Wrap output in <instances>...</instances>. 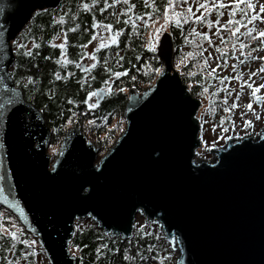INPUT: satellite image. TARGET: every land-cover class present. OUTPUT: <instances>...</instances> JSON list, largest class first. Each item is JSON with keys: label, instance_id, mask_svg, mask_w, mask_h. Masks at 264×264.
<instances>
[{"label": "water", "instance_id": "obj_1", "mask_svg": "<svg viewBox=\"0 0 264 264\" xmlns=\"http://www.w3.org/2000/svg\"><path fill=\"white\" fill-rule=\"evenodd\" d=\"M60 1L0 0V103L15 93L0 109V207L36 239L48 264H75L76 221L91 220L124 242L137 216L157 225L175 264H264V125L200 159V101L173 67L168 33L156 49L163 69L143 92L128 90L125 128L107 153L96 162L99 149L73 126L51 162L50 130L9 68L11 42L32 14ZM104 97L97 90L95 104Z\"/></svg>", "mask_w": 264, "mask_h": 264}, {"label": "trees", "instance_id": "obj_2", "mask_svg": "<svg viewBox=\"0 0 264 264\" xmlns=\"http://www.w3.org/2000/svg\"><path fill=\"white\" fill-rule=\"evenodd\" d=\"M77 1L61 0L56 10H44L33 15L30 24L22 29L15 41L24 46H31L32 43L39 46L32 49L31 57H24L23 49L18 53L14 47V61L9 73L14 86L20 89L23 99L42 113L44 123L51 133L49 145L60 144L68 129L67 124L80 129L81 124L87 122L89 132L98 139L92 144L100 147L103 152L109 150L117 138L111 128L110 114L115 110L119 113L124 111L128 90L135 89L141 93L151 87L162 66L155 54L148 52L146 48V25L132 28L127 24L125 21L130 13L126 12L121 2L108 7V11L100 13L99 9L103 7L100 5L89 12L80 11L76 17L74 12L77 9ZM83 1L90 3V0ZM134 3L136 15L140 18L146 15L150 20L160 17L165 5L169 4L162 2L158 6V11L147 14L146 11L139 12L141 7L139 0H134ZM118 5L122 6V10H117ZM94 20L97 25L107 22L115 24V27L122 31L115 52L109 55L107 60L98 59L96 64L83 73L85 68L80 70L78 62L83 56L82 47L91 39ZM188 25V23L169 25L175 51L173 63L183 62L186 57L183 51L188 47L189 37L186 36ZM60 33L64 35V45L61 49L51 45L52 40ZM113 54H116L118 59H113ZM45 56L49 59L45 60ZM65 60L69 62L65 63ZM198 64L199 62L188 59L178 72L182 83L189 87L194 98L200 95L196 87L201 88V85H205L202 72L191 74ZM200 66L203 67V64ZM202 71L204 72L203 68ZM53 72L61 75L63 79L55 80ZM65 73L68 75L65 76ZM113 73L120 75L116 76ZM28 76L33 77L32 83H26ZM105 81L108 82L109 89L107 96L105 95L93 109H87L83 102L88 98L87 93L105 90ZM69 99L73 101L72 104L68 103ZM112 100L119 104L118 109L112 108ZM7 217L11 218L18 231L15 240L0 231V264H34L35 253L43 255L36 239L24 231L9 211L0 207V224L5 226L8 223L5 220ZM136 227L131 238L121 242L118 238L111 239L105 236L91 220L76 221L75 233L69 247L74 251L75 264H175L172 260L173 251L155 228L144 224ZM28 241L32 242L31 245L27 243ZM23 253L26 255H22Z\"/></svg>", "mask_w": 264, "mask_h": 264}, {"label": "rangeland", "instance_id": "obj_3", "mask_svg": "<svg viewBox=\"0 0 264 264\" xmlns=\"http://www.w3.org/2000/svg\"><path fill=\"white\" fill-rule=\"evenodd\" d=\"M214 2L215 0H187L185 3V0H170L168 20L164 19V12L158 18L148 19L146 23L148 31L145 35L147 49L156 50L160 37L167 32L170 24H177V20H179L178 24H189V30L187 31L190 34V39L188 38L187 41L188 47L183 51V55L186 57L183 62L173 63V67L179 72L182 64L185 61L187 62L188 59L199 62L196 68L194 67L195 71L191 74L202 72L203 82H205V85H201V88L196 87L198 93L200 92L199 97L196 99L200 101L197 117L200 124L199 138L202 140L198 156L200 159L205 160H212V155L208 150L220 148L227 141L235 138L255 137L264 125V87H260L257 92L252 93V88L247 86V83H250L253 88L264 85V70H262L264 69V60L260 59L264 57V47L261 46L264 45V37L258 35L259 32L264 31V22L261 19L251 22L247 19L241 20L242 15L250 14L253 10L260 17H264V11H261L264 0H244L239 6L235 5V0H231V2L230 0H220L227 7L216 10L197 7V4L208 3L211 5ZM248 3L253 5V9L247 8ZM229 9L235 13L234 16L229 15ZM189 12L191 15H189ZM197 16H200L201 19L197 20ZM228 20L239 21L240 23L238 25H228L225 23ZM222 24L224 25L223 28L220 27ZM233 28L238 29L235 35L232 34ZM96 29L99 30L98 27ZM246 32H250V35H246ZM110 33L111 37L116 35ZM102 34V30L99 31V35L94 37L91 44L83 48L84 57L78 62L79 65L82 64L88 68L93 66L92 52L101 45H105L107 42L110 43L113 40V38L108 39L107 35ZM201 34H206L208 39H204ZM63 39L64 35L60 33L52 40L51 45L63 46ZM241 43L245 45L243 49L240 47ZM25 47L31 46L26 45ZM57 48L61 49V47ZM253 57H256V59H253ZM200 64H203V67ZM213 69H215L214 72ZM244 81L247 83H242ZM106 89L109 90L108 87L105 88V91ZM87 100L90 103L95 102L94 96L88 97ZM257 100H261L260 105L256 104ZM112 102V108L118 109L119 104L114 100ZM233 103L236 104V107H232ZM246 105H250V107H246ZM225 109H228V111H225ZM110 117L111 128L118 138L125 128L123 112L119 113L115 110L110 114ZM245 121H248V124H245ZM71 127L73 126L67 124L68 129ZM80 129L84 132L87 141L95 143V140H98L88 131L87 122L81 124ZM59 145H49L46 151L51 157V162L57 155ZM107 151L108 149L101 152V149H99L95 161L97 162ZM53 156L55 157L53 158ZM5 220L8 223L5 224L4 228L17 235V227L11 218L7 217ZM141 224L151 226L159 232L157 225L150 224L138 216L135 218L133 229ZM160 235L162 237L161 233ZM169 247L171 249L170 244ZM69 251L72 255L74 254L73 250L69 249ZM176 257L177 254L173 251L172 260L176 261ZM46 262L44 255L35 253L34 264H45Z\"/></svg>", "mask_w": 264, "mask_h": 264}, {"label": "snow or ice", "instance_id": "obj_4", "mask_svg": "<svg viewBox=\"0 0 264 264\" xmlns=\"http://www.w3.org/2000/svg\"><path fill=\"white\" fill-rule=\"evenodd\" d=\"M186 2H187V0H185V3H186ZM230 2H231V0H230ZM243 2H244V0H235V5H236V6H239V5H240L241 3H243ZM116 3H117V0H113V5H115ZM123 3H124V4H128V0H123ZM82 6H83L85 9L88 8V5H86V4H85V5H82ZM150 6H151V5H149V7H150ZM169 6H170V5H168V4L165 5V9H164V19H165V20H168V7H169ZM107 7H109V5H108V3H107V0H105L104 7L101 8L100 11L103 12L104 9L107 8ZM130 7H131V6H129V8H130ZM197 7L202 8V9H207V10H216V9H223V8H226L227 6H226L225 3L220 2V0H215V2L212 3L211 5H209L208 3H204V4H197ZM247 8L251 10V9H253V5H252L251 3H248V4H247ZM261 11H264V6H262ZM173 15H175V13H173ZM189 15H191L190 12H189ZM218 15H219V13H218ZM229 15H230V16H234L235 13L232 12L231 9H229ZM73 19H75V17H73ZM136 19L139 20L140 17L137 16ZM196 19L199 20V19H201V17H200V16H197ZM244 19H247L249 22H251V21H253V20H256V19H261L262 22H264V17H260V16H259L254 10H253L250 14L242 15V16H241V20H244ZM61 22H62V21H61ZM125 22H127V21H125ZM176 23L178 24V23H179V20H177ZM225 23L228 24V25H234V24L238 25L240 22H239V21L228 20V21H226ZM92 27H93V28H96V27H97V24H96L95 20H94L93 23H92ZM100 27H102V28H104V29H111L112 26H111L110 24H103V25H100ZM220 27L223 28L224 25L222 24V25H220ZM85 30L87 31V29H85ZM69 31H72V29H69ZM118 31H122V29H119ZM157 31H159V29H157ZM237 31H238L237 28H233V30H232V34L235 35ZM193 34L195 35V33H193ZM245 34H246V35H250V32H246ZM2 35H3V33L0 32V36H2ZM201 35L203 36L204 39H206V40L208 39V37H207L206 34H201ZM258 35L264 37V31L259 32ZM108 39H112V37H111V33H109ZM185 39H187V37H185ZM209 43H211V42L209 41ZM12 46L15 47V48L17 49V52H18V53H20V50L23 49V51H22V55H23L24 57H31V56L33 55L32 49L37 48L39 45H37L36 43H32V44H31V47H25L23 44H19V43H17V41L13 40V41H12ZM261 46L264 47V45H261ZM56 47H61V48H62L63 46H62V45H59V46H56ZM240 47H241V49H243V48L245 47V45H244L243 43H241V44H240ZM217 51H219V49H217ZM241 54H243V53H241ZM37 55H38V53H37ZM61 55H63V52H61ZM85 55H87V54H85ZM44 59H45V60H48L49 57H48V56H45ZM93 59H94V58H93ZM138 59H139V57H138ZM253 59H256V57H253ZM260 59H261V60H264V57H261ZM68 62H69V61L65 60V63H68ZM57 63H59V61H57ZM33 67H34V65H33ZM262 70H264V69H262ZM157 71H159V70H157ZM214 71H215V69H213V72H214ZM66 75H68V74L65 73V76H66ZM113 75L119 76L120 73H113ZM190 75H191V74H190ZM52 76H53V78H54L55 80H61V79H63V77H62L61 75H59L58 73H56V72H53V73H52ZM32 82H33V77H32V76H28V77H27V81H26V83H32ZM104 83H105V85H107L108 82L105 81ZM242 83H247V82L244 81V82H242ZM247 86H248L249 88H252V93L257 92V91L259 90L260 87H264V85H259L257 88H253L252 85H251L250 83H247ZM0 87H2V85H0ZM119 91H123V89H119ZM94 95H95V94H94L92 91H89V92L87 93V97H92V96H94ZM237 95H239V93H237ZM14 96H15V93H13L12 96H5L4 101H3L2 103H0V109L5 108L7 105L12 104V103L14 102ZM257 99H259V97H257ZM83 102H84L85 104H87L88 107H90V108H91V107H96V105H95L94 103H90V102L87 100V98H86ZM68 103H69V104H72L73 101H72L71 99H69V100H68ZM232 107H236V104L233 103ZM246 107H250V105H246ZM225 111H228V109H225ZM9 116H10V117H13V116H14V112H13V113H9ZM69 119H71V118H69ZM244 123H245V124H248V121H245ZM0 147H3V145H0ZM0 195H2V190H0ZM0 231H2L4 234H6L7 237H10V238L13 239V240L16 239V233H14V232H12V231H10V230L4 228V226H3L2 224H0ZM27 243H28L29 245H31L32 242H31V241H28ZM22 255H26V253H23Z\"/></svg>", "mask_w": 264, "mask_h": 264}, {"label": "flooded vegetation", "instance_id": "obj_5", "mask_svg": "<svg viewBox=\"0 0 264 264\" xmlns=\"http://www.w3.org/2000/svg\"><path fill=\"white\" fill-rule=\"evenodd\" d=\"M169 1L170 0H165V1H162V0H139V2H140V11L139 12H141V11H146L147 12V14H150V13H152V12H155V11H158V6H159V4L160 3H162V2H164V3H169ZM119 2H121L124 6H125V8H126V12H128V13H130V16H133V17H128L127 18V24H130V26L132 27V28H134L135 26H144V25H146V23H147V18H146V15H145V17H141L139 20H137L136 19V17H137V15H136V12L134 11V8H135V3H134V0H128V4H124L123 3V0H117V3H119ZM77 5H76V10H75V12H74V16H78L79 15V13H80V11H90L92 8H96L97 6H100V5H102L103 7H104V3H105V0H90V3L88 4V3H85L83 0H78L77 2ZM107 3H108V5H109V7H111V6H113V2H112V0H107ZM88 5V8L87 9H85L82 5ZM149 5H151L150 7H149ZM129 6H131L130 8H129ZM102 7V8H103ZM63 9V8H62ZM101 9V8H100ZM100 9H99V11H100ZM108 11V7L107 8H105L104 9V11ZM117 10H122V6L121 5H118V7H117ZM92 11V10H91ZM63 12V11H62ZM36 13V12H35ZM35 13H33L32 14V17H33V15L35 14ZM100 13H102L101 11H100ZM31 17V18H32ZM30 18V20L27 22V24L24 26V27H27L29 24H30V22H31V19ZM105 24H108V22L107 23H105ZM100 25H103V24H98L97 25V27L99 28V30L98 29H96V28H92V34H91V39L89 40V42L86 44V45H84L83 47H82V53H83V56L80 58V60L84 57V50H83V48L84 47H86V46H88L89 44H91V42L93 41V39H94V37H96V36H98L99 35V31H101L102 30V32H103V34L102 35H107V38H108V34L110 33V32H112V33H114V34H116L114 37H112L113 38V40L110 42V43H108L107 42V44H105V45H101L100 47H98L97 49H95L93 52H92V58H94L93 59V62H94V64H96L97 63V60L98 59H101V58H104V60H107L108 59V57H109V55L111 56V54L112 53H114L115 51V48L118 46V37H119V35H120V31H118V29L115 27V24H110L112 27H111V29H104V28H102V27H100ZM170 25H172V24H170ZM146 27H147V25H146ZM147 31H148V29H147ZM166 33H168L169 34V36H170V39H172V33L170 32V30H169V26H168V28H167V32ZM186 36L187 37H189L190 38V34H189V32L186 34ZM64 40V39H63ZM160 40V39H159ZM101 41H102V38H101ZM102 43V42H101ZM158 44H159V41H158ZM146 48H147V43H146ZM172 48H173V46H172ZM157 49V48H156ZM148 50V52H152V53H154L155 54V56H156V58H157V60H158V62H159V59H158V57H157V55H156V50H150V49H147ZM175 51H174V49H173V53H174ZM118 55H121V53H118ZM173 57H174V55H173ZM112 58L113 59H118V57H116V54H113L112 55ZM79 60V61H80ZM84 68H85V70L84 71H82L83 73L88 69V67H86V66H84ZM163 68V67H162ZM108 87V83H107V85L105 86V88H107ZM94 94H95V91L93 92ZM107 94H108V90L106 89V96H107ZM260 102H261V100H260ZM94 104H95V102H94ZM87 105V104H86ZM96 105V104H95ZM94 107H88V105H87V109H93ZM261 129V128H260ZM89 131V130H88ZM260 131V130H259ZM259 131H258V133H259ZM81 133L82 134H84V132H82L81 131ZM92 135V134H91ZM87 140V139H86ZM202 141V140H201ZM95 142H97L96 140H95ZM96 148H98V149H100V147H96Z\"/></svg>", "mask_w": 264, "mask_h": 264}]
</instances>
